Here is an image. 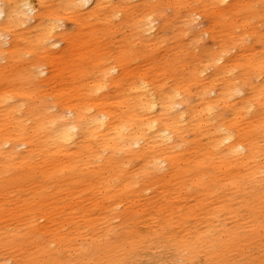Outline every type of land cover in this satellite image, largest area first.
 I'll list each match as a JSON object with an SVG mask.
<instances>
[{
	"label": "rangeland",
	"instance_id": "374dc122",
	"mask_svg": "<svg viewBox=\"0 0 264 264\" xmlns=\"http://www.w3.org/2000/svg\"><path fill=\"white\" fill-rule=\"evenodd\" d=\"M8 1L0 0V3ZM141 1L122 3L115 17L116 26L110 27L98 21L100 16L96 20L80 15L74 5L61 10L58 0L42 3L32 0L36 6L40 5L39 11H44L37 22H43L49 34L53 24L60 25L54 39H62L61 43L48 49L34 47L35 25L26 34L29 39H24L20 33L26 28L0 23V120L4 112L1 99L8 96L19 103L23 99L35 103L44 119L60 113L70 116L66 107L80 100L91 104L90 110L98 115L105 109L118 115L122 111L127 114L130 111L127 106L101 97L107 93L119 100L128 84L151 81L177 90L182 93L181 99L186 98V119L180 122L186 130L194 123L193 111L204 107V100L199 98L202 85L194 80L196 73L209 63L207 72L229 63L234 66L231 87L237 85L241 93L233 100L215 102L213 121L201 130L194 129L195 132L188 129L187 140L176 148L185 150L194 144L191 139L196 137L203 138L207 144L211 141L207 138L209 129L217 137L221 127H230L234 132L250 129L259 154L263 153L264 0H233L229 6H216L214 0ZM148 17L154 19L156 27L153 32L141 34V24ZM90 21L96 24L86 25ZM21 39L23 44L15 57L10 51L14 41ZM84 45L86 49L93 48L86 53L91 56L81 61L79 51ZM221 53V60L212 62ZM150 62L155 64V69L149 68ZM104 70L107 85L90 95L93 81L103 78ZM213 86L223 97L225 84L213 83ZM61 87H65L63 91H70V95L63 96ZM29 107L25 105L17 111L22 118L29 115L27 127H16L15 120L10 119L4 130H0V140L8 133H20L19 137H13L12 144L0 149V264H84L88 258L95 257L102 245L125 239L130 218L141 220L155 211L151 209L150 198L159 197L164 183L160 177H168L170 165L160 171V177H153L152 168L148 172L139 170L144 162L137 158L124 167L102 165L107 153L99 158L97 148L85 152L80 161L63 153L53 154L56 149H48V154L54 156L48 155L43 145L45 135L40 136L37 131L31 138L38 118L37 114L29 113ZM21 140L28 141L29 145L15 148L20 155H5L3 149ZM93 142L96 145L98 140ZM137 149L134 146L133 150ZM23 156H27L25 162H22ZM50 157L54 160L50 161ZM85 160L89 166H83ZM257 160L260 166L262 157ZM98 162L108 173L94 171ZM126 170L132 175L131 191L121 194V178ZM104 178L111 181L107 196H104L103 183L96 188ZM256 180H259L256 184L264 185V171ZM130 195H137V200L134 202ZM209 198L212 200L214 196ZM197 200V194L185 199L189 203ZM209 204L216 206V202ZM55 205L56 215L52 213ZM106 212L110 213L108 221L95 222ZM37 214L46 217L37 220ZM228 222L222 216L215 220V225ZM147 224L158 227L159 221L149 220ZM179 234L183 238L186 232L180 230ZM156 250L157 247H151L147 252L153 254ZM164 251L167 256L153 264H206L187 260V252L173 260L168 249L164 247ZM258 254L264 256V239L255 244L256 257ZM236 261L232 258L229 264Z\"/></svg>",
	"mask_w": 264,
	"mask_h": 264
},
{
	"label": "bare ground",
	"instance_id": "6f19581e",
	"mask_svg": "<svg viewBox=\"0 0 264 264\" xmlns=\"http://www.w3.org/2000/svg\"><path fill=\"white\" fill-rule=\"evenodd\" d=\"M38 1L42 3L45 0ZM132 1L58 0L61 10H68L74 5L80 15L91 16L97 18L96 20L100 16L98 21L110 27L116 26L115 17L118 16L121 4L124 2L133 4ZM214 1L216 6H229L233 0ZM39 9L40 5L36 6L32 0H9L0 3V23L26 28L20 33L24 39H29L26 34L31 32L35 25L37 35L32 39L35 48L48 49L59 45L62 39L55 40L54 32L60 25L53 24L52 34H49L48 27L43 22H37L44 16V11ZM90 24L95 25L96 22L90 21L86 25ZM155 27L154 19L148 17L142 22L140 33L153 32ZM22 44V39L15 40L10 53L16 57ZM92 48L86 49L85 45L80 48L81 61L91 56L86 53ZM221 56L222 53L218 54L212 62L220 61ZM155 67V64L149 63V68ZM210 67V63L205 65L194 77V80L202 85L199 98L204 100L202 103L204 107L193 111L194 123L186 130L180 123L186 119V98L181 99L182 93L177 90L168 89L165 85L162 87L151 81L128 84L119 100L107 93L101 97L103 100H110L130 109L129 113L122 111L121 115L108 112L110 109H105L98 115L90 110L91 104L80 100L66 107L70 116L60 113L51 116V119H44L41 108L35 106V103L31 104L25 99L19 103L13 100V96L2 97L4 112L0 120V130H4L10 119L15 120L16 127H27L26 120L29 115L22 118L17 111L20 112L25 105L30 106L29 113L37 114L38 118L35 133L31 138L35 137L37 131L40 136L45 135L43 145L47 154L48 149H56L53 154L63 153L80 161L85 152L97 148L99 158L107 153L102 165L124 167L126 163L137 158L144 162L139 170L143 168L148 172L150 167L153 177H160V171L170 165L168 177H160L164 183L159 197L150 198L151 209L155 211L145 215L141 220L130 218L126 226L127 237L121 241L117 240L114 244L102 245L95 257L88 258L84 264H153L167 256L164 247L172 254L170 258L179 259L187 252L186 259L193 263L197 261L206 264H229V261L235 258L236 264H255L258 260L257 264H264V256L255 255L257 240L264 239V221H260V217H264V185L256 184L259 181L256 178L264 171V152L259 154L252 131L239 129L234 132L230 127H221L216 137L209 129L210 136L207 138L211 141L207 144L203 143V138L196 137L194 140L191 139L194 144L185 150L176 148L182 141L187 140L188 129L201 130L205 124L213 121L215 117L212 110L215 102L233 100L241 93L237 85L231 87L234 80L232 64L223 63L212 72H207ZM102 77L93 81L94 86L89 90L90 95L107 85L105 70ZM213 83L225 84L226 91L223 97ZM64 88L61 87L60 91ZM62 95H70V91H63ZM48 132L49 135L46 136ZM29 133L32 134L31 131ZM12 134L8 133L0 140V149L4 145L12 144L14 136H20L18 131ZM261 134H264V131H261ZM93 139L98 140L96 145ZM18 145H29V142L21 140L10 145L9 148L3 149L5 155L10 157L20 155L16 154L15 150ZM134 146H138L139 149L133 150ZM258 157H262L260 166H257L260 163ZM26 158L27 156H23L22 162H25ZM49 160L54 159L50 157ZM88 162L83 161V166H89ZM102 165L98 162L94 171L108 173ZM131 177L129 170H126L121 178L123 185L121 194H125L127 190L131 191ZM101 183L104 187V196H107L110 194L111 181L104 178L97 183L96 188ZM139 191L142 192V189ZM194 194L199 196V200L194 203L185 201ZM66 196L71 198L70 195ZM210 196H214V199L211 200ZM128 197H132L134 202L137 200V195ZM211 202H216V206H211L209 204ZM54 208L52 213L56 215L57 206ZM37 216V220L46 217L45 214ZM126 216L129 217L128 213ZM222 216L229 219V222L215 225V220ZM109 219L110 213L106 212L95 222L100 220L106 222ZM155 219L159 221L158 227L147 224L149 220ZM180 230L186 232L185 237L179 238ZM152 238L154 240L148 241ZM151 247H157L156 253L147 252Z\"/></svg>",
	"mask_w": 264,
	"mask_h": 264
}]
</instances>
